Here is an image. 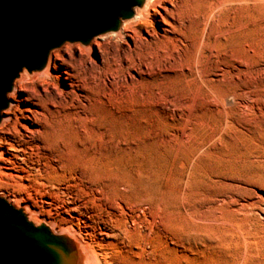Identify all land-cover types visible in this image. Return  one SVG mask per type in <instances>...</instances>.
<instances>
[{"label":"rangeland","instance_id":"1","mask_svg":"<svg viewBox=\"0 0 264 264\" xmlns=\"http://www.w3.org/2000/svg\"><path fill=\"white\" fill-rule=\"evenodd\" d=\"M228 24L235 35L226 37L228 45H250L248 65L238 66L233 77L235 91L244 94L230 105L194 100L175 80L168 85L176 99L169 105L138 89L122 107L101 111L135 148L136 160L121 165L131 185L128 202L111 178L40 180L37 168L65 171L48 150L22 181L0 178V195L15 206L28 205L58 233L72 227L104 264H264V4L235 10ZM81 143L78 132L63 138L64 163L85 159L82 152L73 154ZM94 167L82 168L96 173ZM140 195L149 203H135ZM125 228L141 237L126 235ZM136 243L145 249L140 255Z\"/></svg>","mask_w":264,"mask_h":264},{"label":"bare ground","instance_id":"2","mask_svg":"<svg viewBox=\"0 0 264 264\" xmlns=\"http://www.w3.org/2000/svg\"><path fill=\"white\" fill-rule=\"evenodd\" d=\"M250 3L264 4V0H147L143 9L122 23L119 32L95 37L86 47L66 43L53 50L45 70L31 75L23 72L9 94L10 105L0 124V178L22 181L38 163L35 159L40 152L48 150L65 171L37 168L40 180L55 184L72 174L101 181L111 178L128 202L131 185L121 165L127 159L136 160L131 156L135 148L101 111L108 105L122 107L125 98L138 89L169 105L176 100L168 92L169 83L175 80L187 85L194 100L222 99L230 105V99L244 94L235 91L233 77L238 66L248 65L250 45L245 40L227 44L226 37L232 40L235 36L228 20L235 10ZM111 35L116 38L114 43L107 40ZM75 132L82 143L73 154L82 152L85 159L64 163L61 141ZM75 163L98 166L94 167L98 171L73 168ZM135 203L149 201L140 195ZM21 206L33 220L58 233L28 205ZM64 230L72 233H61L79 242L84 264H104V256L81 233L72 227ZM124 232L141 237L135 229ZM134 247L139 250L137 255L145 250L140 243Z\"/></svg>","mask_w":264,"mask_h":264},{"label":"water","instance_id":"3","mask_svg":"<svg viewBox=\"0 0 264 264\" xmlns=\"http://www.w3.org/2000/svg\"><path fill=\"white\" fill-rule=\"evenodd\" d=\"M147 0H0V124L23 72L45 70L64 44L120 31ZM79 242L0 195V264H84Z\"/></svg>","mask_w":264,"mask_h":264}]
</instances>
